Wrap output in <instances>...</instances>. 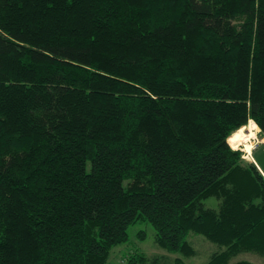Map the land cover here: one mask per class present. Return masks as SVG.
I'll return each mask as SVG.
<instances>
[{
	"label": "trees",
	"instance_id": "trees-1",
	"mask_svg": "<svg viewBox=\"0 0 264 264\" xmlns=\"http://www.w3.org/2000/svg\"><path fill=\"white\" fill-rule=\"evenodd\" d=\"M251 120L264 0H0V264H108L138 222L253 264L232 263L264 256L262 167L231 145Z\"/></svg>",
	"mask_w": 264,
	"mask_h": 264
},
{
	"label": "rangeland",
	"instance_id": "rangeland-1",
	"mask_svg": "<svg viewBox=\"0 0 264 264\" xmlns=\"http://www.w3.org/2000/svg\"><path fill=\"white\" fill-rule=\"evenodd\" d=\"M250 126L251 122H249L247 127L249 128ZM244 131L246 133L248 132L246 130ZM259 132L260 130L258 131V129L255 131V138L249 141L251 145L260 140L261 135ZM237 149L243 151V144ZM243 153L246 159H251L250 155L245 151H243ZM253 154L257 162H259L264 169V147H258ZM204 205L206 208L215 209L218 207L219 201L216 198L211 197L204 201ZM128 234V242L113 249L108 264H121V260L123 258L124 260H127V255L130 252L143 253L150 259L156 258L157 264H174L178 258L183 260L186 264H207L211 256L219 251V246L208 240L205 236L190 233L187 240L195 250V253L192 256L186 257L179 252H170L156 243V230L149 222H138L130 226ZM141 235H143V237H141ZM164 256L166 257L165 259ZM239 261H249L253 264H264V256H260L253 252H244L234 257L232 263Z\"/></svg>",
	"mask_w": 264,
	"mask_h": 264
},
{
	"label": "bare ground",
	"instance_id": "bare-ground-1",
	"mask_svg": "<svg viewBox=\"0 0 264 264\" xmlns=\"http://www.w3.org/2000/svg\"><path fill=\"white\" fill-rule=\"evenodd\" d=\"M256 128L257 127L255 126V124L251 123V126L249 128L246 126L234 133L231 138V145H233L234 147H238L239 145L243 144V151L250 155L249 152L252 151V145L249 143V141L255 138ZM244 130L248 131V133H246Z\"/></svg>",
	"mask_w": 264,
	"mask_h": 264
},
{
	"label": "crops",
	"instance_id": "crops-1",
	"mask_svg": "<svg viewBox=\"0 0 264 264\" xmlns=\"http://www.w3.org/2000/svg\"><path fill=\"white\" fill-rule=\"evenodd\" d=\"M251 123H253V124H255V126L257 127L256 128V130L258 129V131L260 130L259 129V127L257 126V124L254 122V121H250ZM244 128V127H243ZM242 129V128H241ZM255 130V131H256ZM248 133V132H247ZM259 134H260V132H259ZM261 135V134H260ZM232 144V143H231ZM239 144V143H238ZM240 146V145H239ZM238 146V147H239ZM260 146H263L264 147V136H262L261 135V137H260V140L259 141H257L255 144H252V151L251 152H249V154H250V157H251V159L250 160H252V161H254L255 159H254V152L257 150V148L258 147H260ZM232 147L234 148V149H237L238 147H234L233 145H232ZM259 163V162H258ZM258 167L260 168V167H262L261 166V164L259 163V165H258ZM262 169H263V167H262ZM261 168H260V170L262 171V173L264 174V169L262 170Z\"/></svg>",
	"mask_w": 264,
	"mask_h": 264
}]
</instances>
